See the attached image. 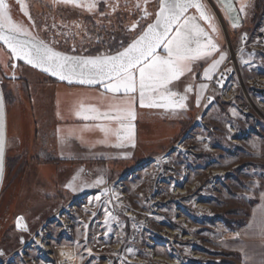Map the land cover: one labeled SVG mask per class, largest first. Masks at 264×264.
I'll use <instances>...</instances> for the list:
<instances>
[{
  "label": "rangeland",
  "instance_id": "rangeland-1",
  "mask_svg": "<svg viewBox=\"0 0 264 264\" xmlns=\"http://www.w3.org/2000/svg\"><path fill=\"white\" fill-rule=\"evenodd\" d=\"M9 3L13 19L56 51L92 57L122 51L159 8V0H97L91 11L24 0L30 21L16 0ZM204 3L226 54L209 80L206 101L175 139L144 148L129 162L88 165L86 174L102 183L77 195L66 192V171L55 163L44 171L55 170L52 185L57 181L61 190L52 186L45 194L38 187V163L48 152L55 155L53 116L42 110L50 100L44 85L55 81L16 65L0 44L6 155L25 151L38 158L28 162V156L23 170L12 158L13 168L5 170L0 264H242L231 239L248 225L264 194V0H228L237 9L236 27L224 0ZM144 9L151 15L145 17ZM223 73L224 83L218 80ZM24 112L28 134L12 133V119L19 123ZM20 217L26 228L17 227ZM62 246L69 251L64 262L57 254Z\"/></svg>",
  "mask_w": 264,
  "mask_h": 264
},
{
  "label": "snow or ice",
  "instance_id": "snow-or-ice-1",
  "mask_svg": "<svg viewBox=\"0 0 264 264\" xmlns=\"http://www.w3.org/2000/svg\"><path fill=\"white\" fill-rule=\"evenodd\" d=\"M16 2L31 21L32 18L24 0H16ZM55 2L72 4L87 8L89 11L97 4V0H55ZM224 3L226 12L234 18L233 27H236L239 17L234 14L237 9L228 3V0H224ZM137 7L140 5L138 4ZM191 8L196 9L200 20L207 22L212 33L217 32L213 17L206 13L205 6L200 0H159L154 21L149 23L127 47L114 55L92 57L70 56L56 51L34 36L23 23L13 19L9 0H0V41L8 47L12 56L62 81L66 80L69 83L76 81L89 85L101 84L107 93L114 95L123 93L126 99L122 101V104L110 106L111 113H101L94 106L84 109L81 105L82 110L91 114L85 115L84 119L103 118L119 122L120 128L116 130V136L118 140H121L125 137L122 136L120 129H125L130 134L131 121L136 115L137 93L140 107L183 109L186 107V95L171 91L169 85L179 80L186 72H191L193 61L208 59L214 53H219V59H213L203 73L207 79L212 78V73L224 61L226 54L220 51L213 36L197 22L196 16L187 15ZM238 11L244 12L245 5L242 4ZM149 15L151 14L144 9V16ZM135 27L137 24L132 25L133 29ZM161 47L166 55H160L157 52V49ZM199 87L204 90L207 85L201 84ZM191 90L190 85L185 88L186 93ZM199 99L198 95L197 102ZM80 114V112L77 113V115ZM125 121L128 123L125 124ZM95 127L103 132L105 137L113 132V129L105 124H98ZM4 149V106L3 97L0 95V177L4 170ZM22 219V217L18 218V228H26L20 222ZM258 226L261 237L264 238V215L261 216Z\"/></svg>",
  "mask_w": 264,
  "mask_h": 264
},
{
  "label": "crops",
  "instance_id": "crops-1",
  "mask_svg": "<svg viewBox=\"0 0 264 264\" xmlns=\"http://www.w3.org/2000/svg\"><path fill=\"white\" fill-rule=\"evenodd\" d=\"M188 15L197 17V22L213 36L221 51V45L208 24L200 20L197 13L191 11ZM159 54L166 55L163 48ZM213 59H219V53H214L208 59L193 61L191 64L192 71L186 72L179 80L169 85L171 91L186 95V107L183 109L140 107L137 93L136 115L135 119L131 121L130 134L125 129H120L122 136L125 137L121 140H118L116 136V130L120 128L119 122L103 118L97 120L84 119L85 115L91 114L82 110L81 105L84 106V109L94 106L101 113H111L112 108L110 106L122 104V101L126 99L123 93L116 95L107 93L103 86L86 87L64 82L45 84L43 89L49 91L50 100L48 108L44 106L42 110L48 111L49 109L53 116L55 157L58 159L55 166L63 167L66 171L67 180L64 184L66 192L77 195L102 183L100 179H93L86 174L87 167L91 163L129 162L144 148L151 149L153 144H158L164 139H175L185 121L189 120L191 114L195 113L206 101L210 79L205 78L203 73ZM223 62L212 73V78L223 65ZM201 84H206L207 88L201 90L199 87ZM189 85L192 90L186 93L185 88ZM198 95L200 97L199 102H197ZM78 112L81 114L77 115ZM22 115L20 114V124L12 119L14 115L11 117L10 131L12 133L21 131L22 136H24L28 134L27 124L30 118L26 112ZM124 123L127 124L128 122L125 121ZM98 124L107 125L113 129V132L105 137L104 133L95 127ZM85 126L88 127L85 128ZM117 144L123 146L117 147L115 146ZM38 165L40 166L38 187H43L45 194L51 192L50 189H53L54 186L56 192L61 190L57 181L52 185L51 174L54 169L44 171V166L51 164L42 165L38 163ZM97 181L100 182L97 183ZM50 185L51 187H48ZM48 195L47 197L51 198L55 194L51 195L50 193ZM262 215H264V199L261 196L260 202L252 210L248 225L231 239L232 248L240 252L242 256V264H264V238L261 237L258 226Z\"/></svg>",
  "mask_w": 264,
  "mask_h": 264
},
{
  "label": "water",
  "instance_id": "water-1",
  "mask_svg": "<svg viewBox=\"0 0 264 264\" xmlns=\"http://www.w3.org/2000/svg\"><path fill=\"white\" fill-rule=\"evenodd\" d=\"M200 2L205 6V11H206V13L209 14V12H208V10H207V7H206V5H205V3H204V0H200ZM193 10H194V11L198 14V16H199V13L196 11L195 8H191V9H189L188 12H187V15H188V13H190V12L193 11ZM209 15H210V14H209ZM153 21H154V20H153ZM204 22H205V21H204ZM151 23H152V22H151ZM205 23L207 24V22H205ZM0 44L3 45V46H5V47L8 49V47H7L6 45H4L2 41H0ZM161 50H162V47L159 48V49H157V52L159 53ZM8 51L10 52L9 49H8ZM10 53H11V52H10ZM11 55H12V54H11ZM12 57H13L14 63H15L16 65H17L19 62L24 63L25 65H27V66H29V67H31V68L36 69L37 71L41 72L42 74H44V75H46V76H48V77H50V78H52V79H55V80H57V81H60V82H64V83H67V84H70V85L86 86V87H99V86H102L101 84H92V85H89V84H80V83H78V82H76V81H73L72 83H69V82L66 81V80L62 81V80H60L58 77H56V76H52L50 73L44 72V71H43L42 69H40V68H36V67H33L32 65L27 64V63H26L24 60H22V59H18V58L14 57V56H12ZM0 95H2V97H3V106H4V138H5V149H4V170H3V175H2V177H0V191H1V187H2V184H3L4 176H5V168H6V150H7V112H6L5 97H4V93H3V89H2L1 83H0Z\"/></svg>",
  "mask_w": 264,
  "mask_h": 264
},
{
  "label": "trees",
  "instance_id": "trees-1",
  "mask_svg": "<svg viewBox=\"0 0 264 264\" xmlns=\"http://www.w3.org/2000/svg\"><path fill=\"white\" fill-rule=\"evenodd\" d=\"M125 45H127V44H125ZM124 46V45H123ZM55 82H59V81H57V80H55V79H53ZM29 156V158H28V162H30V160H31V158H33V154H32V156H30V153H28V152H25V151H23V152H20V153H18V155L17 156H13L12 158H13V160L14 161H19L18 162V167H19V170H23L24 168H27V166H28V164L29 163H27L26 161H27V157ZM12 158H10V157H8V155H6V168H5V170H6V172H7V174H8V172H9V169H11V168H13V166H12ZM25 158V159H24ZM25 160V162H24V160ZM36 158H33L32 160H35ZM42 159V160H41ZM41 159H39V160H41L42 162H40V163H43V164H50V163H56V162H58V159L55 157V155L52 153V151L51 152H48L46 155H44L43 156V158H41ZM36 160H38V158L36 159ZM10 163H12V164H10Z\"/></svg>",
  "mask_w": 264,
  "mask_h": 264
},
{
  "label": "bare ground",
  "instance_id": "bare-ground-1",
  "mask_svg": "<svg viewBox=\"0 0 264 264\" xmlns=\"http://www.w3.org/2000/svg\"><path fill=\"white\" fill-rule=\"evenodd\" d=\"M66 247H68V246H62V247H59L58 248V253L57 254H58L59 260L61 262H64L66 260H69L68 258L65 257V254H67L69 252Z\"/></svg>",
  "mask_w": 264,
  "mask_h": 264
},
{
  "label": "built area",
  "instance_id": "built-area-1",
  "mask_svg": "<svg viewBox=\"0 0 264 264\" xmlns=\"http://www.w3.org/2000/svg\"><path fill=\"white\" fill-rule=\"evenodd\" d=\"M227 78H228V74L227 73H223L221 76H219L218 80L220 82L224 83V82H226ZM20 222L23 224L24 223V219H22V221H20Z\"/></svg>",
  "mask_w": 264,
  "mask_h": 264
}]
</instances>
